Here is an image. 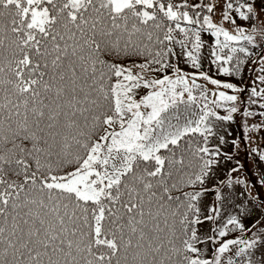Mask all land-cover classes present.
<instances>
[{
    "label": "snow or ice",
    "instance_id": "obj_1",
    "mask_svg": "<svg viewBox=\"0 0 264 264\" xmlns=\"http://www.w3.org/2000/svg\"><path fill=\"white\" fill-rule=\"evenodd\" d=\"M237 113L264 0H0V264H264Z\"/></svg>",
    "mask_w": 264,
    "mask_h": 264
},
{
    "label": "rangeland",
    "instance_id": "obj_2",
    "mask_svg": "<svg viewBox=\"0 0 264 264\" xmlns=\"http://www.w3.org/2000/svg\"><path fill=\"white\" fill-rule=\"evenodd\" d=\"M205 70H208V64L205 62ZM212 74V73H210ZM245 80L242 83H236L238 86L244 87L246 91L241 94L242 100L247 99L248 92L252 85V78L254 77L255 73L248 71L246 73ZM229 94H231L230 90ZM254 111L259 113L260 109L257 106H254ZM260 117L257 115L256 117L249 118L248 122L249 125L251 123L256 122L259 123ZM243 124L244 118L240 113L235 114V118L233 121L229 122L226 127L230 132L229 143H231L232 139H237L239 142V150H235L234 148L231 149L233 152V159L226 163L221 172L223 176L224 172L229 171L232 168H237L238 171L233 174V176H239L240 178L244 179L248 185V188L251 190L252 195L255 196L257 201H264V184L260 183L261 176L264 175V164H262L258 157L253 156L250 153V148L253 146H258L262 150H264V141L261 140V137L264 136V132L253 133V139L256 140V144L249 145L247 141L243 139ZM224 162L222 161V164ZM243 186H241L242 188Z\"/></svg>",
    "mask_w": 264,
    "mask_h": 264
},
{
    "label": "trees",
    "instance_id": "obj_3",
    "mask_svg": "<svg viewBox=\"0 0 264 264\" xmlns=\"http://www.w3.org/2000/svg\"><path fill=\"white\" fill-rule=\"evenodd\" d=\"M211 73L212 75L215 77V78H218V79H221V80H230V82H233V83H242L244 80H245V77H246V73H247V69L245 70V73H244V80H239V79H230L228 77H222V76H216V69L215 67L212 68L211 70Z\"/></svg>",
    "mask_w": 264,
    "mask_h": 264
}]
</instances>
